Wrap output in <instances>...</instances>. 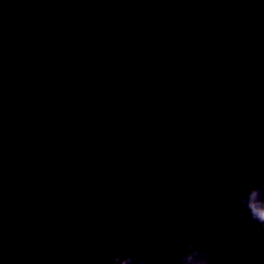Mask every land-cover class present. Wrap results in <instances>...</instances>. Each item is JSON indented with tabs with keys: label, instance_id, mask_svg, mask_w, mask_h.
I'll list each match as a JSON object with an SVG mask.
<instances>
[{
	"label": "water",
	"instance_id": "obj_1",
	"mask_svg": "<svg viewBox=\"0 0 264 264\" xmlns=\"http://www.w3.org/2000/svg\"><path fill=\"white\" fill-rule=\"evenodd\" d=\"M264 0H0V264H264Z\"/></svg>",
	"mask_w": 264,
	"mask_h": 264
},
{
	"label": "clouds",
	"instance_id": "obj_2",
	"mask_svg": "<svg viewBox=\"0 0 264 264\" xmlns=\"http://www.w3.org/2000/svg\"><path fill=\"white\" fill-rule=\"evenodd\" d=\"M260 171L264 174V163H261ZM240 204L248 213L250 222L264 230V182L243 188ZM207 239V233L199 230L184 233L180 241L182 247L177 257L178 264H213L204 243ZM260 251L264 252V245L260 246ZM97 264H153V257L147 254L137 256L115 249L98 259Z\"/></svg>",
	"mask_w": 264,
	"mask_h": 264
}]
</instances>
